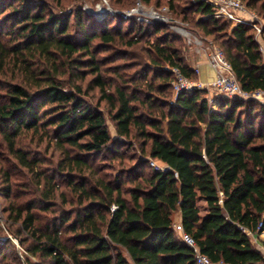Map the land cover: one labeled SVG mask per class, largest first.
Listing matches in <instances>:
<instances>
[{
	"label": "trees",
	"instance_id": "16d2710c",
	"mask_svg": "<svg viewBox=\"0 0 264 264\" xmlns=\"http://www.w3.org/2000/svg\"><path fill=\"white\" fill-rule=\"evenodd\" d=\"M78 1L0 0V196L23 249L0 238V264H198L176 213L212 261L264 264L246 231H264V104L214 107L202 88L174 96L166 66L197 78L181 34L97 20ZM141 1L168 5L223 49L243 89L264 90L251 24L206 0ZM242 1L264 21V0Z\"/></svg>",
	"mask_w": 264,
	"mask_h": 264
},
{
	"label": "built area",
	"instance_id": "2783aa9c",
	"mask_svg": "<svg viewBox=\"0 0 264 264\" xmlns=\"http://www.w3.org/2000/svg\"><path fill=\"white\" fill-rule=\"evenodd\" d=\"M214 5L215 15L224 16L232 20L235 24L244 23L251 24L256 31V36L261 43V50L264 53V45L261 42L262 26L264 21L258 17L257 14L247 10L245 3L242 0H206ZM102 6L97 10H91L94 12L99 20H102L107 15H118L123 17H135L139 21L143 22H164L168 24L173 30L181 34L188 45H190L193 51L199 55L205 56L208 63L215 71V78L212 82L205 84L199 80L186 76L180 68L166 66V69H170L174 73L173 90L174 96H177L181 92H190L195 88L206 89L207 91H213L217 95L229 98L239 99H253L259 100L264 104V90L255 89L253 91H247L242 88L238 82L232 65L225 56V53L221 47L214 44L210 40H205L191 29H189L186 22L175 19L171 15V10L168 5L161 7L149 6L142 3L141 0H137L136 3L125 10L112 9L109 6L108 0H101ZM86 10V8H85ZM195 73H199V67L194 66ZM210 103L215 101L214 98H209ZM152 166L160 171H166L170 167L166 164H160L156 160L151 159ZM175 176H178L175 172ZM117 206L114 204L111 209L114 210ZM258 226V230L261 227ZM174 227L178 231L181 239L193 248L195 258L198 264H227L223 261L214 262L207 255L203 254L197 245L196 240L192 235L184 231L181 222L174 221ZM251 234L253 239L257 238V234L246 230ZM264 232V231H263ZM262 232V233H263ZM261 233V234H262Z\"/></svg>",
	"mask_w": 264,
	"mask_h": 264
},
{
	"label": "rangeland",
	"instance_id": "374dc122",
	"mask_svg": "<svg viewBox=\"0 0 264 264\" xmlns=\"http://www.w3.org/2000/svg\"><path fill=\"white\" fill-rule=\"evenodd\" d=\"M101 0L99 2H97V0H82V1H78V2H74L72 3V5L74 4H78V5H82L84 8H86V11L91 13L97 20H99L96 16V14L94 12H92L91 10H97L98 8H100L102 6V3H100ZM109 2V0H108ZM71 5V6H72ZM109 6L112 8V9H121V10H125V9H128L127 7L126 8H122V7H116V6H113L111 5V3H109ZM149 6H152V5H149ZM247 8V7H246ZM248 11L250 12H253L251 11L249 8H247ZM55 12H59L57 9H55ZM255 13V12H253ZM257 14V13H255ZM110 15V14H109ZM109 15L107 16H104L103 18H107ZM112 15V14H111ZM123 17V16H121ZM259 17V16H258ZM123 18H126V17H123ZM260 18V17H259ZM179 20V19H178ZM188 25V24H187ZM207 96L208 98H214V99H220L222 98V96H219L217 95L215 92L213 91H207ZM90 100V99H89ZM258 102H260L259 100H256ZM261 103V102H260ZM110 125V130L113 134H115V129L112 125V123H109ZM135 147L137 148V146L135 145ZM151 161V158H149V164L152 166V164L150 163ZM3 203H4V199L2 196H0V228H1V231H0V238L1 239H5L7 237H10L14 240V242L16 243V245L23 251V249L21 248V244L18 240L17 237H15L12 233H10L9 229H8V223L6 222V218L2 212V206H3ZM204 204V203H202ZM253 241L255 242V239H253Z\"/></svg>",
	"mask_w": 264,
	"mask_h": 264
},
{
	"label": "crops",
	"instance_id": "0c3cea01",
	"mask_svg": "<svg viewBox=\"0 0 264 264\" xmlns=\"http://www.w3.org/2000/svg\"><path fill=\"white\" fill-rule=\"evenodd\" d=\"M261 42L264 45L263 39H261ZM193 54H195V52L192 49L190 52V55H193ZM195 65H197L199 67V73L198 74L196 73V75H197L196 80H199L205 84H208V83L213 81V79L215 78V71L212 68V66L208 63L205 56L196 54L195 59L192 63V67L194 68ZM218 101H219V99H215V101L211 104H213V106L215 107L217 105ZM202 203H204V202H202ZM175 221L181 222L179 213L175 214ZM255 243L257 244V246L260 249L264 250V232L260 235H257V238L255 239Z\"/></svg>",
	"mask_w": 264,
	"mask_h": 264
}]
</instances>
